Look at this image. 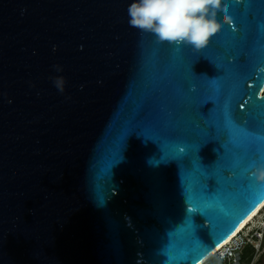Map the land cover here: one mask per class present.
Masks as SVG:
<instances>
[{"label":"water","instance_id":"water-1","mask_svg":"<svg viewBox=\"0 0 264 264\" xmlns=\"http://www.w3.org/2000/svg\"><path fill=\"white\" fill-rule=\"evenodd\" d=\"M131 2L0 0V264H198L264 202V0L200 51Z\"/></svg>","mask_w":264,"mask_h":264},{"label":"clouds","instance_id":"clouds-1","mask_svg":"<svg viewBox=\"0 0 264 264\" xmlns=\"http://www.w3.org/2000/svg\"><path fill=\"white\" fill-rule=\"evenodd\" d=\"M221 4L222 0H132L127 8L128 24L151 33L159 43L188 45L200 51L221 29L217 19ZM54 67L62 71L61 66ZM54 84L64 91L63 78L55 77ZM246 171L257 184H264V162L254 163Z\"/></svg>","mask_w":264,"mask_h":264},{"label":"built area","instance_id":"built-area-1","mask_svg":"<svg viewBox=\"0 0 264 264\" xmlns=\"http://www.w3.org/2000/svg\"><path fill=\"white\" fill-rule=\"evenodd\" d=\"M258 212H262V216L254 227L248 222L232 239L218 246L202 264H243L242 256L247 247L252 253L251 261L247 264H254L264 252V205Z\"/></svg>","mask_w":264,"mask_h":264},{"label":"bare ground","instance_id":"bare-ground-1","mask_svg":"<svg viewBox=\"0 0 264 264\" xmlns=\"http://www.w3.org/2000/svg\"><path fill=\"white\" fill-rule=\"evenodd\" d=\"M263 204H264V202L260 203L255 208V210L241 224L238 225V227L235 229V231H233V233L223 243H226L230 239H232L254 216H256L257 212L263 207ZM213 252L210 255H208L204 260L199 262L198 264H202L204 261H206L213 254Z\"/></svg>","mask_w":264,"mask_h":264},{"label":"rangeland","instance_id":"rangeland-1","mask_svg":"<svg viewBox=\"0 0 264 264\" xmlns=\"http://www.w3.org/2000/svg\"><path fill=\"white\" fill-rule=\"evenodd\" d=\"M261 213H257L256 216H254L249 223H252L251 227H254L257 223V221L260 219V217L262 216ZM254 264H264V252L262 254H260V256H258L254 262Z\"/></svg>","mask_w":264,"mask_h":264},{"label":"trees","instance_id":"trees-1","mask_svg":"<svg viewBox=\"0 0 264 264\" xmlns=\"http://www.w3.org/2000/svg\"><path fill=\"white\" fill-rule=\"evenodd\" d=\"M252 253L250 248H245L242 256L243 264H247L251 261Z\"/></svg>","mask_w":264,"mask_h":264}]
</instances>
